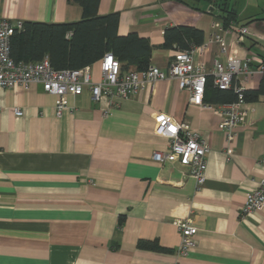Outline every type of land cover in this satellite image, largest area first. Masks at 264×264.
Masks as SVG:
<instances>
[{
    "label": "crops",
    "instance_id": "0c3cea01",
    "mask_svg": "<svg viewBox=\"0 0 264 264\" xmlns=\"http://www.w3.org/2000/svg\"><path fill=\"white\" fill-rule=\"evenodd\" d=\"M223 7L250 30L241 41L227 33L234 53L264 60V0H100L99 13L119 12V34L147 37L149 64L167 69L179 47L164 45L165 29L195 27L204 41L214 21L224 24ZM82 16L69 0H0V18L12 22ZM218 56L215 45L206 54L209 69ZM92 66L99 81V61ZM263 82L258 73L248 82L252 112L235 129L230 158L218 107L191 103L171 77L115 104L94 102L88 88L67 94L62 116L59 97L41 84L0 89V264H264V208L241 217L264 176ZM159 112L210 145L202 186L179 164L154 159L169 144L156 129ZM188 217L198 228L196 245L178 259L175 220Z\"/></svg>",
    "mask_w": 264,
    "mask_h": 264
},
{
    "label": "built area",
    "instance_id": "2783aa9c",
    "mask_svg": "<svg viewBox=\"0 0 264 264\" xmlns=\"http://www.w3.org/2000/svg\"><path fill=\"white\" fill-rule=\"evenodd\" d=\"M22 28V21L12 22L7 18H0V89L28 86L31 83L41 84L46 92L59 97L56 110L57 115L62 116L68 107L67 94L80 95L88 88L94 102L107 98L111 104H115L116 97L121 99L134 97L147 83L171 77L177 81L181 89L188 91L191 103L202 107H218L222 116L221 127L227 137L229 158L232 154L231 144L234 141L235 129L246 123L252 112V108L247 105L245 94L248 82L257 73L264 76V60L254 61L240 57L234 53L232 46L228 45L226 35L230 30L237 32L238 41L250 33L247 26H239L234 22L225 26L219 21H214L208 37L200 44L185 49L178 48L167 69L150 63L144 69L124 71L122 62L112 52H107L99 60L101 69L99 81L93 78L92 65L76 69H56L48 55L39 61L13 59L11 37L16 30ZM215 45L219 47V56L214 59L212 68L209 69L206 54ZM222 55L226 57V61L221 59ZM210 79L216 88L233 90L236 98L219 104L207 102L205 94ZM15 113L22 116L24 111L17 107ZM154 120L157 132L169 140L168 149L156 151L154 159L179 164L186 169L187 176L196 180L198 187L202 186L206 181L207 156L210 151L208 142L199 132L192 131L187 123L177 122L166 113H157ZM259 163L264 166V157ZM263 208L264 176L248 194L241 209V217L261 211ZM175 224L181 233V241L176 251L180 259L188 256L195 247L198 228L190 217L176 219ZM174 264H181L180 260Z\"/></svg>",
    "mask_w": 264,
    "mask_h": 264
},
{
    "label": "trees",
    "instance_id": "16d2710c",
    "mask_svg": "<svg viewBox=\"0 0 264 264\" xmlns=\"http://www.w3.org/2000/svg\"><path fill=\"white\" fill-rule=\"evenodd\" d=\"M83 8V16L74 22L49 23L24 21L23 28L11 37V56L16 61H39L48 55L56 69H76L93 65L105 53L112 52L121 62L123 70L144 69L149 65L153 45L147 37L136 32L120 35L119 12L99 13L100 0H69ZM213 1V0H212ZM224 25L236 21V13L223 7ZM203 41V31L178 25L165 29L164 45L189 48ZM208 91L210 98L207 97ZM264 93V82L257 90ZM248 91H245L247 99ZM236 98L233 90H222L207 84L205 100L211 103L230 102Z\"/></svg>",
    "mask_w": 264,
    "mask_h": 264
}]
</instances>
